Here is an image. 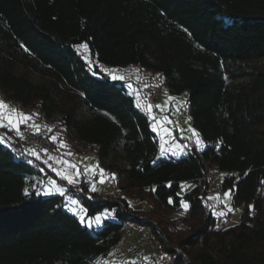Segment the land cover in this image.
I'll list each match as a JSON object with an SVG mask.
<instances>
[{
    "label": "trees",
    "instance_id": "obj_1",
    "mask_svg": "<svg viewBox=\"0 0 264 264\" xmlns=\"http://www.w3.org/2000/svg\"><path fill=\"white\" fill-rule=\"evenodd\" d=\"M85 40L100 64L136 66L160 74L172 94L187 91L204 150L160 157L125 81L94 76L72 47ZM0 93L116 174L114 194L67 186L89 216L113 212L89 228L65 195L42 194L54 173L27 154L34 146L0 143V264H92L127 223L152 230L157 264H264V0H0ZM212 170L234 187L237 224L218 228L204 203ZM180 201L190 208L173 221L136 206L173 214L185 211Z\"/></svg>",
    "mask_w": 264,
    "mask_h": 264
},
{
    "label": "snow or ice",
    "instance_id": "obj_2",
    "mask_svg": "<svg viewBox=\"0 0 264 264\" xmlns=\"http://www.w3.org/2000/svg\"><path fill=\"white\" fill-rule=\"evenodd\" d=\"M187 31V29H185ZM72 47L76 50V53L86 62V65L90 72L94 76L97 75H103L105 79L110 78L113 81H125L126 77L124 75L118 74L119 69L118 68H108L105 67L103 64H100L98 61L93 59L94 54L92 53L88 41H83L81 43H77L72 45ZM83 50V52L81 51ZM25 51H29L28 48H25ZM134 71L139 72L140 69H134ZM160 74H157V77H159ZM140 80V77L137 76V81ZM158 86V85H150V84H144L143 88L147 89L149 87ZM128 88L132 89V93L135 95L136 99V107L142 109L146 115H149L150 119L153 121L151 123V128L154 132H157L158 134L163 133L161 135V143L159 146L160 156H172L179 158L182 155H187L188 150L194 145L198 150L203 151L205 145V141L201 138V134L199 131H197L195 128H192L189 124L186 129L181 128L179 129V135L182 138L184 142H180V139L177 138V136L174 134L176 129L174 128V121L170 119L169 115H163L161 119H157L155 114L153 113V108L159 109L161 112H168L169 106L172 105V102L175 101V104L172 105V107L175 108L176 112H179L182 107H187V101L186 100H180L173 96H168L165 100L164 104H156L153 105L150 102H141V92L139 88H133V85L131 83H128ZM81 96L84 95V93H80ZM145 95H150V93H145ZM39 113H25L22 110L18 108L11 107L5 100L0 98V128L11 130L16 133L18 137L21 139L24 138V133L21 131V126L25 127H31L34 129L36 133L41 132V125L34 123L33 117L38 116ZM105 115H108L105 113ZM115 119V118H113ZM187 121H191V116L187 118ZM48 133H53L54 126H49L45 124L43 126ZM185 132L189 133V135H185ZM170 137L169 140H165L164 137ZM11 139L7 135V132L4 134H0V143L8 144V141ZM50 141L54 143V145L59 149H68L70 146L63 140V138L60 136L59 133L51 134L47 137ZM167 145V146H166ZM8 147H11L10 144H8ZM45 153H47V149L43 150ZM27 154L31 157H34L37 160L41 159L40 153L37 152L35 149H28ZM74 153L72 151H66L62 152L60 157L57 156H49L48 159H44L43 163L47 165L49 169H51V172L55 173L57 177L61 181H65L67 185L70 186H78L80 184V177L86 175L87 181L90 183L93 181L94 178H97L99 182L103 183L107 179L114 180L116 178L115 173H107L105 169L99 167V163L97 162L94 165H82L81 162H73L70 159H66L65 157H72ZM159 159V157H157ZM49 160H53L56 162L57 165H64L66 167L60 168L55 167L53 164L49 163ZM28 163H32V160H28ZM155 163V160L153 161ZM69 169L74 171H69ZM43 171V169H41ZM225 174H221L223 177ZM42 184H44V181H41ZM171 186V185H169ZM187 187H194V185H181L182 189H186ZM79 191H83V189H78ZM25 194L28 193V189H25ZM91 191L95 192L97 191V188L94 183H91ZM152 191H155V188L152 189ZM68 192V188L61 186L56 179H51L47 184L44 185L42 194L44 195H52V194H60L61 196L65 195ZM234 192V187L229 188L227 191L223 193V199H221L220 193H216L213 196H208L204 203L206 207L211 209L213 211V214L219 217H226L228 213L235 211L230 206V201L232 198ZM89 199L91 197L89 196ZM208 201H216L217 203L215 205L208 204ZM169 203H172L173 201L171 198H169ZM131 203V202H129ZM181 206L184 208V212H181L180 215H184L185 212L188 211L190 208V204L185 201H180ZM219 205H224L227 208V211H217L216 208ZM65 207H68L69 211H71L75 216L79 218L80 223L85 224L87 227L91 228L94 225L96 227H100L106 217H111L113 215V212L111 211H103L95 216H87L86 210H83L79 206V201L76 199H71L70 204H66ZM250 209V214L252 213V209L254 208L253 205L248 206ZM84 211L85 214H81V212ZM87 216V218H86ZM219 228V225H217ZM148 258L145 257V260ZM104 264H107V262H104ZM131 264H136L135 261H131Z\"/></svg>",
    "mask_w": 264,
    "mask_h": 264
},
{
    "label": "rangeland",
    "instance_id": "obj_3",
    "mask_svg": "<svg viewBox=\"0 0 264 264\" xmlns=\"http://www.w3.org/2000/svg\"><path fill=\"white\" fill-rule=\"evenodd\" d=\"M81 51L83 52V50H81ZM103 65L105 67H108V68H118V67L109 66V65H105V64H103ZM137 68L138 67H136V66H130L127 68H118L119 69L118 74L124 75L126 77L125 83L127 84V86H128V83H131L133 85V88H139L140 89L141 102L142 103L147 102L145 94L143 92V85L148 84L150 82L155 83L160 88V96H159L156 104L163 105L168 96H173V97H176L180 100H186L187 101V107L186 108L182 107L179 112H176L175 108L172 107V105L175 104V101H173L172 105L169 106L168 112H161L159 109L153 108V113L155 114L157 119H161L163 117V115H169L170 116V119H172L174 121V128L176 129L174 134L177 136L178 139H180V142H184L179 135V129H181V128L186 129L189 124L191 125L192 128L196 129V127L193 123L192 117H191V121H187V118L189 116H191L190 108H189V102H188L189 93L186 91V92H183L181 94H172L162 84V78L161 77H157V75H151L150 73L145 72V71L141 70L140 68H138V69H140L139 72L134 71V69H137ZM137 76L140 77L139 81H137ZM129 90L132 93V89H129ZM0 98L5 100L13 108H18V109L22 110L23 112L29 113V114L35 113L31 109L20 108L16 103L5 99L1 93H0ZM156 104H154V105H156ZM33 121H34V123L39 124L41 126L45 125V124H47L49 126H54V123L46 121L45 119H43L39 116H34ZM151 123H153L152 120H151ZM55 133H59L60 136L63 138V140L70 146L69 140L67 139L63 128H60L57 126L54 127L52 134H55ZM155 133L158 135L159 144H160L161 143V135H163V133H160V134H158L157 132H155ZM185 135H189V133L185 132ZM8 136L11 137L10 141H12L13 143L16 142V139H18L14 135H8ZM201 138L204 140L202 135H201ZM164 139L169 140L170 137L165 136ZM205 145L207 146L206 141H205ZM34 148L36 149L37 152L40 153L43 160L48 159L49 156H57L59 158L62 152H66V151L70 150L74 153V155L70 158L65 157L66 159H70L73 162H81L82 161L81 167H83V165H94L98 162L99 167L105 169L104 166L101 164L98 156L92 152L82 153V152H77V151L72 150L71 147H69L68 149H59V148L55 147V149H50V150L47 149L48 151H47V153H45L43 150L46 148L37 147V146ZM193 149L200 151L193 145L188 150L187 155ZM187 155H182V156H187ZM160 157L166 158V159L176 158V157H172L170 155L169 156H160ZM49 163L53 164V166H55V167H60V168L66 167L64 165H57L56 162L53 160H49ZM69 171H74V170L69 169ZM222 173L223 172H218V171H214V170H212L210 172V187H209L208 196H213L216 193H220L221 199L224 198L223 193L225 191H227L228 189L223 188L222 183H223V179H224L225 175L222 177L221 176ZM223 174H225V173H223ZM86 175L87 174H85V176L80 177V181H81L80 183L88 182L89 183L88 184L89 191H91V183H94L96 188H97V192H98V193H95V194H97V196L98 195L104 196L107 193L108 194L109 193L114 194V191L112 190V189H114V187H113V184L110 182V179H107L103 183H101V182H99V180L97 178H94L93 181L90 183L89 181H87ZM51 179H56L57 182L61 186L68 188L67 183L65 181H61L59 179V177L56 176L55 173H54V175L51 174L50 176H48V178L45 181V184H47ZM89 194L91 195V197L95 196V195H92V193H89ZM65 196H66L67 204H70L71 199L78 200L80 208H82L83 210H86L87 216H89L87 208L85 207V204H84L81 197H79L78 195H75V194H71L69 192H67L65 194ZM216 203H217L216 201H208V204L215 205ZM138 204L139 203H137L136 206L138 208L145 209V211H147V212H145V215L147 217H149L150 219H153V220L160 218L163 221H169V220L173 221L174 219L180 218V216H181L180 213L167 214V213L161 212L159 210H155V212H152V211L150 212V205L144 203L143 205L139 206ZM230 206L233 209H235V211L228 213V215L226 217H219L218 218L216 215L213 214L217 218V225H219V227H225V226H230V225H234V224L239 223L240 218H241V208L235 206L234 201H233V195H232V198L230 201ZM67 209H68V207H67ZM216 210L217 211H227V208L224 205H219L216 208ZM81 214H85V212L82 211ZM87 216H86V218H87ZM147 229H149L148 226H138V225H135L133 223H127L123 240L118 245L113 247L112 250L107 255L98 257L94 261H92V264H104V262H107V264H131V261H135L136 264H157L156 261L157 260L160 261L163 258V255L156 251L157 242L155 243V245L148 246V247L143 248V249H137L136 248L137 241H138L139 237L141 235H143L144 232L147 231ZM145 257H147L148 259L145 260Z\"/></svg>",
    "mask_w": 264,
    "mask_h": 264
},
{
    "label": "built area",
    "instance_id": "obj_4",
    "mask_svg": "<svg viewBox=\"0 0 264 264\" xmlns=\"http://www.w3.org/2000/svg\"><path fill=\"white\" fill-rule=\"evenodd\" d=\"M148 84L156 85L155 83H152V82ZM143 92L144 94L150 93V95H147V96L145 95L147 102H150L153 105L156 104L160 96V88L158 86L149 87L147 89L143 88ZM43 126L44 125L41 126V132L36 133L33 128L25 127L22 125L21 131L24 133V138L21 139L20 137H18L15 132H13V135L16 136V138H18V140L23 145L43 147L49 150L55 149L52 142L49 139H47V137L49 136V133ZM0 134H3V133L0 131ZM9 143L14 144L13 142H9ZM19 149L22 150V147L19 146ZM154 244H155L154 234L151 229H147V231H145L144 234L139 237L136 248L143 249L148 246H152Z\"/></svg>",
    "mask_w": 264,
    "mask_h": 264
},
{
    "label": "crops",
    "instance_id": "obj_5",
    "mask_svg": "<svg viewBox=\"0 0 264 264\" xmlns=\"http://www.w3.org/2000/svg\"><path fill=\"white\" fill-rule=\"evenodd\" d=\"M9 142H12V141L9 140Z\"/></svg>",
    "mask_w": 264,
    "mask_h": 264
}]
</instances>
